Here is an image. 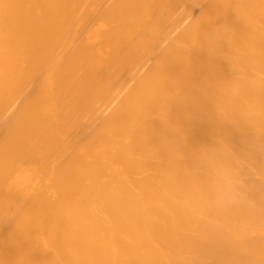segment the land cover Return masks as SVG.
<instances>
[{"label":"bare ground","instance_id":"bare-ground-1","mask_svg":"<svg viewBox=\"0 0 264 264\" xmlns=\"http://www.w3.org/2000/svg\"><path fill=\"white\" fill-rule=\"evenodd\" d=\"M221 2L0 0V264H264V184L221 209L190 171L218 136L264 169L198 91L227 62L176 59L204 16L243 34ZM175 87L198 103L170 104L166 123L151 106Z\"/></svg>","mask_w":264,"mask_h":264},{"label":"clouds","instance_id":"clouds-1","mask_svg":"<svg viewBox=\"0 0 264 264\" xmlns=\"http://www.w3.org/2000/svg\"><path fill=\"white\" fill-rule=\"evenodd\" d=\"M216 6L218 13L232 10L243 23V34L226 23L215 24L213 17L204 16L196 24L191 50L180 53L176 59L185 65L186 71L190 70L189 55L203 49L210 61L221 58L227 62L230 78L209 71L198 91L211 104L213 119L219 127L248 131L252 137L251 150L264 154V0H223ZM202 22L211 23V28L202 31ZM189 101L193 105L198 103L180 87L168 88L151 109L158 108L157 115L167 123L168 106ZM176 132V147L183 151L179 128ZM188 155L195 193L206 196L221 209L235 207L247 199V181L255 179L264 184V169L253 174L251 157L236 156L223 136H218L210 145L191 149Z\"/></svg>","mask_w":264,"mask_h":264}]
</instances>
